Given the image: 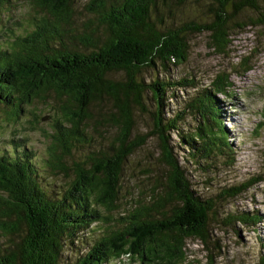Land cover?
Listing matches in <instances>:
<instances>
[{
    "label": "trees",
    "instance_id": "trees-1",
    "mask_svg": "<svg viewBox=\"0 0 264 264\" xmlns=\"http://www.w3.org/2000/svg\"><path fill=\"white\" fill-rule=\"evenodd\" d=\"M31 1L48 17L10 48L0 49V113L7 123H16L24 106L45 102L51 93L57 107L44 163L52 174H71L72 179L66 189L52 195L38 181L28 160L31 154L15 141L11 151L0 154V234L9 238L7 244L0 241V264H60L67 241L73 244L91 224L109 220L98 207L117 210L124 164L149 137L159 143L158 160L166 170L163 184L152 189L150 204L119 217L123 226L102 235L75 264H109L125 256L139 264H180L185 240L191 238L210 252L209 226L217 202L236 199L264 179H250L223 189L214 200L205 199L188 180L169 135H179L178 143L186 147L191 163L206 172L216 159H229L233 150L224 136L217 96H227L233 88L231 74H217L195 94L184 111L194 113L198 125L185 135H180L184 117L179 111L166 116V102L172 98L167 94L170 89L191 88L193 81L157 79L147 85L138 76L156 64L166 73L171 64L184 62L188 37L193 35L206 33L212 52L229 53L233 32L264 30V0H214L208 5V22L174 27L156 24L162 23L161 10L171 0H97L89 12L98 25L81 31L72 26V0ZM8 2L0 0V8ZM245 12L249 16L241 18ZM99 26L104 29L102 37L96 32ZM250 63L248 58L238 60L239 77L252 70ZM111 73H122L124 80L108 79ZM147 93L154 102L152 130L141 137L133 134V110L141 109ZM103 100L113 111L108 117L99 111L96 117L91 107ZM101 121H109L116 130L112 141L85 161L66 166L75 144L85 142L87 124ZM262 221L264 215L246 213L227 214L223 223L250 228ZM259 264H264V256Z\"/></svg>",
    "mask_w": 264,
    "mask_h": 264
},
{
    "label": "rangeland",
    "instance_id": "rangeland-1",
    "mask_svg": "<svg viewBox=\"0 0 264 264\" xmlns=\"http://www.w3.org/2000/svg\"><path fill=\"white\" fill-rule=\"evenodd\" d=\"M96 1L72 0L71 21L77 31L98 25L97 17L89 12L91 5ZM213 2L214 0H171L169 7L161 10L162 23L156 21V24L160 27H174L189 21L208 22V5ZM249 14L245 12L241 18H246ZM46 17L48 16L45 12L31 0H9L0 8V49L10 48L16 38L24 37L33 31L34 24ZM151 18L155 20V13ZM96 32L102 37L103 27L99 26ZM230 39L229 53L217 55L209 49L206 33L190 36L188 57L184 62L171 64L166 73L156 64L154 67L143 69L138 76L139 81L144 80L147 85L157 79L172 82L181 79L193 81L191 88L170 89L167 94L172 98L166 102V116L179 111L184 117L180 124V135H185L191 133L198 125L197 116L184 111L195 94L206 89L217 74H231L233 88L227 96H217L219 118L224 123V136L233 150L229 159H216L212 164L213 168L206 172L204 168L191 163L186 147L178 143L180 136L175 133L169 135L177 145L175 153L186 171L188 180L205 199L214 200L223 189L250 179H264V30L256 27L246 28L233 32ZM241 58H248L252 66V70L244 77H239L240 70L235 67ZM107 78L119 82L124 80L122 73H111ZM142 103L141 109L133 110V134L141 137L152 130L154 112V102L149 93L143 95ZM56 107L54 96L50 93L45 102L34 101L30 106H24V111L16 123H7L0 113V154L11 151L15 141L25 154H31L28 160L39 175L38 181L52 195L66 189L72 179L71 174H52L44 163L51 142L49 135L52 121L56 117ZM91 111L96 117L99 111L108 117L113 107L110 102L103 100L93 105ZM43 118L46 120L42 121ZM115 133L116 130L109 121L89 122L84 130L85 142L75 144L70 157L65 159L66 166L70 167L73 162L85 161L92 152L105 149ZM159 152L157 139L149 137L142 148L128 157L119 183L117 210L107 212L98 207L100 214L109 217V220L91 224L73 244L67 241L60 264H75L102 235L123 226L117 222L119 217L151 203L152 189L163 184L166 175L165 168L158 160ZM263 194L264 181L236 199L218 201L209 226L212 241L210 252L199 240L187 239L184 261L180 264H259V259L264 256V221L249 228L233 222L227 225L223 220L227 214L264 215ZM8 239V236L0 234L2 243L7 244ZM14 239L18 240L16 237ZM109 264L139 263L125 256Z\"/></svg>",
    "mask_w": 264,
    "mask_h": 264
},
{
    "label": "water",
    "instance_id": "water-1",
    "mask_svg": "<svg viewBox=\"0 0 264 264\" xmlns=\"http://www.w3.org/2000/svg\"><path fill=\"white\" fill-rule=\"evenodd\" d=\"M46 120V118H43L42 121Z\"/></svg>",
    "mask_w": 264,
    "mask_h": 264
}]
</instances>
